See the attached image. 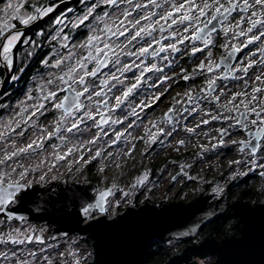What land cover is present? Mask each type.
I'll return each mask as SVG.
<instances>
[{
	"label": "flooded vegetation",
	"instance_id": "1",
	"mask_svg": "<svg viewBox=\"0 0 264 264\" xmlns=\"http://www.w3.org/2000/svg\"><path fill=\"white\" fill-rule=\"evenodd\" d=\"M8 2L9 0H0V43L5 42L4 36L6 35L16 32H20L23 35L20 42L13 49L15 61L13 70L9 72L3 64H0V125L8 123L10 120L21 121L19 128L16 127L15 122L12 124V127L16 128L17 132L21 129H26L24 135H12L9 138L10 141H15L16 147H24L32 140L37 139V137L42 138L45 136L42 148L37 149L35 154L23 160L25 164L35 166L42 162L39 153L46 149L49 144L54 143V136L51 138H46V136L49 131L55 132L54 121L61 115V111L53 107L52 101L43 100V96L47 95L49 91H57L55 84H47L45 75L47 73L54 75L59 73L60 76L63 72H66V65L74 64V59L65 61V65H61L60 68L52 67V65H54L56 59L67 56L69 52L74 53L75 57L87 54L88 49H79L78 42H85L87 37L93 34L91 28L103 27V21L97 20L96 17L103 16L105 12H108L109 17L115 18V16H120V13L125 9L131 11V7L127 4H119L118 7L107 5L102 3V0H10L15 10L10 9L8 12H5L3 9ZM137 2L145 5L148 4V0H134V3ZM179 2L181 0H157V4L161 6L160 8H156L155 5H148L147 9H139L137 12H134L133 17L147 14L148 11H155L159 15L171 10L172 5ZM221 2H224V0H221ZM93 5H96V7L92 15L84 24H80L79 19ZM48 6H55V10L47 16L38 18L27 25L21 22L22 19H27L29 15H38L37 9ZM241 15L243 13H233L232 16H229L224 21L225 27H232L234 29L228 35H225V31L220 28L219 24H216L217 31L213 32L210 37L213 43L207 47L203 41L198 40H186L183 44L178 43V39L183 36H192V30L190 29L189 32L185 33L183 32V26H173L171 30L166 26L163 33L159 31L155 32L154 36L159 40L162 35L169 36L170 31L178 30L181 34L180 37L169 36L167 40H162L161 44L176 43L180 51L173 52L169 49L166 52L159 53L157 56L141 57L140 59L144 60V64H141V69H133L130 72L124 73V76L121 77V79L126 77L124 84L117 85L111 91L108 89L114 83L113 81L109 80L108 86H105L100 84V80L105 79L104 76L89 78L97 90L103 88L106 94L100 98L93 97V100H108V108H105L103 104H101L99 109L94 104L91 106L94 114L99 111L106 118L111 117L108 124H102L101 126L112 124L114 118L119 115L122 123H118L117 127L123 131L127 128V122L134 118L141 124L140 135L144 133V130L156 135L162 125L167 128H174L175 131L180 129L181 133L186 134L189 133L188 129H191V116L193 118L198 116V120L211 119L216 125L220 136L221 129H228L229 135L226 137L231 139L227 142L228 144L222 146L224 155H233L237 151L240 154V158L236 160L239 163H235L240 170L232 179L229 178L222 188L219 180L222 175L217 174L221 168L220 170L217 168V172L211 173L215 170L214 168L210 169V167H213V164L208 163L206 167H202L200 160H196L193 162L190 170V157L197 151L190 152L183 145H181L183 146L182 148H175L172 144L164 146L154 142L149 152L140 149V151L134 152L136 154L132 158L129 157L127 160V164L134 162L135 166H140L139 171H141L142 167L149 165V179H138L136 181L138 189L135 196L129 199L132 202L131 204L140 205L143 202L149 201L161 206L164 203L172 201L189 202L198 198H207L208 203L217 201L216 209H219L221 206L236 200L247 201L248 199L242 196L243 192L258 194L252 199L251 204L255 205V201H260L259 194L263 187L260 184H255L254 181L264 176V168L254 173L252 164L255 157L261 155L264 158V138L260 141L261 148L255 154L251 153V146L241 151L243 147L240 143L241 141L251 140L253 144L254 140L249 133L255 131V126L249 125L247 130H243L238 126L230 127V124H234V119H212L214 116L240 118L237 112L225 111L222 107V105H228L231 108L232 104H229V101L232 100V97L236 93H248L247 97L238 96L233 101L234 104L240 106L241 111L244 110L243 103H247L253 95L259 97V104L254 102L249 105V108L255 106L257 107V111H259V106L264 105V93L253 92L254 88L264 89V37L250 44L248 43V37L259 35L260 31H264V29H259L258 26V29H254L252 33L240 36L238 34L240 29L235 28V23L240 19ZM109 17H105L104 20L111 23ZM57 18L62 19L61 24H55ZM161 23L164 22L161 21ZM5 25H12L13 27L6 28ZM249 26L245 22L241 25V28L247 32ZM24 41H27V43ZM134 43H137L138 47L146 46L139 41ZM225 44H228V48L221 47ZM193 45L202 48L203 51L193 55ZM232 45L241 50L229 56L228 53ZM153 47L158 51L160 45L154 44ZM126 51H136V49L129 47ZM208 52L212 54L211 63L213 65L221 64V67L215 69L213 73H208L206 70L202 71L198 67L201 62L205 64L209 63L206 59ZM165 56H167V60L163 59ZM224 57H228V59L222 63ZM134 59L136 58L121 55L122 63H130ZM43 60H48L49 66H45L42 63ZM136 63H140V60H136ZM152 64H156L162 71L144 72L143 82L134 90L124 104L119 108H115V101L111 97L121 95L126 87L135 83V79L140 75V71L145 66L151 67ZM225 64L231 65L233 69L231 74L224 71ZM249 64L252 66L248 67L247 72H244L242 69ZM93 66L94 64H89V70ZM21 68L23 71H17V69ZM114 71L115 68L111 64L103 69V72L109 76ZM13 74L18 77L14 81L10 79V76ZM116 74L120 75V73ZM184 76H189L190 78L185 80ZM258 76L261 77L260 80L256 79ZM164 77H169L170 79L164 80ZM217 77L221 78L217 79ZM209 79H215V87L212 91L208 89L207 82ZM161 81L163 82L161 83ZM57 83L59 82L57 81ZM41 88H43V92H41ZM77 90L80 89L78 88ZM66 94L67 92H60L58 96L62 98ZM189 95L193 97L191 102L188 100ZM216 96L220 97L219 101L214 99ZM29 97L32 98L30 99ZM154 97H159V99H154ZM81 99L83 100V98ZM242 101L243 103H241ZM83 102L87 103V101ZM41 103L44 104V108L36 112L35 116H32L31 114L35 110L33 106H38ZM134 105H136L135 111L137 115L131 117ZM113 108L115 110H112ZM185 108L189 111H183ZM193 108L195 111L192 110ZM170 109H173L172 113L169 112ZM17 113H20V115L18 116ZM169 115L172 116L171 120L168 119ZM30 116L31 119H28ZM255 118V113H248L249 120ZM96 120H100L99 115L96 116ZM24 121L27 122L25 123ZM47 125L49 126L48 129ZM199 125L202 126L204 124L200 123ZM192 126H195V124ZM232 141H237V143L233 144ZM8 150L11 151L13 149L8 147ZM2 154L0 152V156ZM172 161L176 164V168L170 174H167ZM183 165L186 168H183ZM242 169L244 170L242 171ZM42 172H47V170L42 167V171L34 172L30 179L34 178L38 180ZM202 173H204L203 178L198 177V174ZM191 176L195 178L189 180ZM163 177L167 179L168 183L161 186L160 183ZM46 181L45 184H34L30 190L36 187H44L53 181L66 183L75 180H68L67 178L53 180L47 176ZM84 181L98 183L99 189L96 193L105 189L101 187V181L98 178ZM155 181L156 183L154 184ZM190 185L194 186L192 190L190 189ZM29 197V195L22 194V198L18 202L8 204L5 206L4 211H0V237L3 238L0 240V253L8 254V259L0 257V264H18V261L24 262V264H71L77 248L69 244L67 246L66 241L78 238L83 243L91 246L90 240L78 233L54 237L58 233L57 225L51 224L50 220L46 219L45 214H43L47 212L45 204L39 205L37 210L33 209L36 212L34 215L30 214L29 211L27 214L26 212L18 211L17 207L23 203L24 199H29ZM27 206L30 207L29 202ZM228 213L235 216L236 221L240 224L241 233V223L238 217L228 208L212 220L203 223L192 236L186 238L171 237L168 240H192L190 243H199L206 237H214L212 234L201 236V233L205 232L207 225ZM9 216L12 218L10 219ZM20 217H23V219H20ZM240 233L234 235L238 236ZM38 236L41 240L36 239ZM9 237L24 240L25 242L23 244L13 243ZM27 237H31V239H27ZM216 239L221 240L222 238ZM190 243L188 242V244ZM12 253H16V256L13 257ZM32 253H35V255H31ZM88 259L86 258L84 261ZM74 264H77L76 260Z\"/></svg>",
	"mask_w": 264,
	"mask_h": 264
},
{
	"label": "snow or ice",
	"instance_id": "2",
	"mask_svg": "<svg viewBox=\"0 0 264 264\" xmlns=\"http://www.w3.org/2000/svg\"><path fill=\"white\" fill-rule=\"evenodd\" d=\"M102 3L107 5H112L118 7L119 4H127L131 7V11L125 9L120 13V16H115V18L109 17V13L105 12L103 16L96 17L97 20L103 21L102 28H91L92 35L87 37V40L80 44V48L88 49L87 54L81 56L79 59H75V54L69 52L67 56H64L60 59H56L52 67L60 68L61 65H65V61L75 59V63L71 65H66L67 71L63 72L60 76H53L49 74L50 78L47 80V84L56 85L57 91H49L47 95L43 96L44 101H52L53 107L61 111L59 119L54 122L55 132L48 133V138H51L54 135H57L61 131L62 123L67 125L64 128V131L71 133L74 129L76 131H81L80 125L86 124V121L91 120L93 125L103 131L101 128L102 124H108L111 117H105L102 112L97 111L95 114L92 111V105L94 104L97 109L103 104L105 108H108V100H93V97H104L106 94L103 88L99 90L92 85L89 78H97L98 76H104L105 79L100 80V84L108 86L109 80L113 81L111 87L108 89L111 91L113 88H116L117 85H123L124 79H121L124 76V73L130 72L133 69L140 70L141 64H144V60L140 59L141 57L146 56H157L159 53L166 52L167 50H172L173 52H179L180 49L177 48L176 43H170L167 45H162V40H167L169 36L171 37H180V32L170 31L169 36H161L160 39H156L154 33L159 31L163 33L165 27L172 29L173 26H183V32L187 33L189 30H192V36H183L178 39V43L183 44L184 41L188 40H198L203 41L204 45L207 47L213 43L210 38L213 32L217 31L216 24L220 25V28L225 31V35L232 33L234 29L232 27H225L224 21L228 19L229 16H232L233 13H243L240 16V19L236 21L235 28L240 29L239 35L246 36L247 33H252L254 29H264V0H181L179 3H174L171 7V10L157 14L155 11H148L147 14L138 15V17H133V13L137 12L139 9H147L148 5H155L156 8L161 6L157 4V0H148V4L134 3V0H102ZM18 6V5H17ZM96 5H93L88 12L79 19L80 24H84L85 21L89 19L94 11ZM10 9L13 11L14 6L10 2L6 3L3 11L8 12ZM55 10V6H48L42 9H37L38 15H29L27 19H22L21 22L25 25L47 16L49 13H52ZM105 17H109L111 23L104 20ZM131 17V19H130ZM156 17V19H154ZM203 18V19H202ZM163 21L164 23H161ZM170 21V23H169ZM143 22V23H142ZM216 22V23H214ZM247 22L250 26L245 32L241 25ZM62 19L57 18L55 24H61ZM202 25V26H200ZM6 28L13 27L12 25H5ZM23 34L16 32L14 34L4 36L3 43H0V64H3L7 71L11 72L14 68L15 61L13 56V49L16 44L20 42L21 36ZM261 37H264V31H260L259 35H252L248 37V43H252L256 40H260ZM123 38V39H121ZM67 39V37H65ZM142 42L146 46H137V43ZM27 43V41H24ZM160 45L158 51L153 47V45ZM246 46V45H245ZM67 47V45H65ZM129 47L135 48L136 51H126ZM221 47L228 48V44L222 45ZM241 49L237 48L235 45H232L231 50L228 55H234L236 52H239ZM203 49L193 45L192 54L194 55L197 52H202ZM121 55H126L128 57H135L136 59L132 60L130 63H122ZM211 52H208L206 59L209 61L208 64L201 62L199 64L200 70H206L208 73H213L215 69L221 67V64L213 65L211 63ZM167 60V56L163 57ZM228 57L222 59V63L226 61ZM136 60H140V63H136ZM42 63L45 66H49L48 60H43ZM94 64V66L89 70L88 65ZM112 65L115 68V71L109 76L107 73L103 72V69L107 68L109 65ZM252 65L249 64L247 67L243 68L244 72H247L248 67ZM231 65L225 64L224 71L231 74L232 72ZM17 71H23V69H17ZM162 71L161 68L157 67L156 64H152L151 67L145 66L140 75L136 77L135 83H132L130 86L126 87L122 94L119 96H113L111 99L115 101V108H119L125 101L128 100L129 96L134 92V90L143 82L144 72ZM116 73H120L118 76ZM18 77L13 74L10 76L11 80H16ZM189 76H184V79H189ZM221 77H217L219 79ZM170 79L169 77H164V80ZM257 80H260L261 77H256ZM57 81L59 83H57ZM163 81H161L162 83ZM208 89L213 90L215 87V79L208 80ZM80 90H77V89ZM43 92V88H41ZM60 92H67V95H64L62 98L58 96ZM253 92L264 93V89L254 88ZM238 96H248V93H236L232 100L229 101V104H232V107L229 108L228 105H222L225 111H235L239 114L240 118H233L231 116H214L212 119H224V120H233L234 124H230V127H239L243 130H247L249 125L255 126V131L250 132L249 135L257 143L252 144L251 140L241 141L243 145L241 151L244 148L251 146V153L255 154L258 149L261 148L260 141L264 138V105H260V110L257 111V107L253 106L249 108L250 104L254 102L259 104L258 96H251V99L247 103H243V111H241L240 106L233 103ZM30 99L32 97H29ZM83 98V100L81 99ZM154 99H159V97H154ZM216 101H219L220 97H214ZM189 102L193 100L191 95L188 96ZM83 101H87L84 103ZM34 111L32 116L36 115V112H39L44 108V104L41 103L38 106H33ZM113 108L112 110H115ZM195 111V109H192ZM187 112L188 109H183ZM170 113L173 112V109L169 110ZM255 113V119H248V113ZM19 116L20 113H17ZM100 116V120H96V116ZM132 115L136 116L137 113L135 109L132 110ZM31 119V116L28 118ZM168 119L171 120L172 116L169 115ZM15 122L16 127L19 128L21 121L10 120L8 123L0 125V211H4L6 205L10 203H16L24 195H37V193L30 192L34 184H45L46 177L48 172H42L39 175V179H30L34 172H41L43 164H37L35 166L27 165L23 162L24 159H27L30 155L35 154L37 149H41L43 145V138H37L32 140L24 147H16L15 141H10L9 138L12 135L23 136L26 129H21L19 132L16 131V128L12 127V124ZM25 123L27 121H24ZM114 123H122L120 120L113 121ZM203 123H208L207 120ZM131 127V125H130ZM163 132L162 129H160ZM189 132L194 131V129H188ZM221 139L219 143L224 144L223 137L229 135L228 129H221ZM104 135H107L105 132ZM121 133H116L117 140H119ZM58 139L64 140V136H57ZM99 137L89 141L88 143H95ZM156 137L153 136V140ZM116 141H113L115 143ZM183 141H180V144H183ZM233 144L237 141H232ZM8 147H11L13 150L9 151ZM56 147V146H53ZM216 147V145H213ZM79 150V149H77ZM73 148H69L68 152L71 153ZM55 155V153H54ZM101 156V151H97L93 159ZM57 159H63V157H56ZM239 163V161H235ZM51 171V169H49ZM145 175L142 179H146ZM53 180L56 179L55 176L52 177ZM111 194V190L101 192L100 199L94 203H88L82 205L80 208L81 213L86 219L92 220L95 219L97 223L102 221L99 218L94 216V213L98 210L99 213L105 214L107 212V203L106 197ZM45 196H57L61 199H68L72 201H80L87 197V192L84 190L74 191V190H63L61 192H53L51 190H46L44 193ZM125 196L128 193H124ZM11 219L12 217L9 216ZM106 218V217H105ZM23 219V217H20ZM3 238L0 237V240ZM12 239L13 243L23 244L24 240ZM31 239V237H27ZM37 240H41L38 236ZM31 255H35L32 253ZM12 256L15 257L16 253H12ZM0 257L8 259L7 253H0ZM18 264H24V262L18 261ZM79 264V261H77Z\"/></svg>",
	"mask_w": 264,
	"mask_h": 264
},
{
	"label": "water",
	"instance_id": "3",
	"mask_svg": "<svg viewBox=\"0 0 264 264\" xmlns=\"http://www.w3.org/2000/svg\"><path fill=\"white\" fill-rule=\"evenodd\" d=\"M65 189L84 190L87 197L74 202L44 195L46 190L58 193ZM98 189L99 184L94 181H53L29 190L37 195H29L17 209L34 215L33 209L45 204L47 212L42 213L51 224L57 225L58 233L54 237L78 233L90 240L92 256L79 264H146L153 240L190 237L203 223L230 208L241 223L240 235H227L221 240L209 236L199 243L187 244L162 264H201L199 259L211 255L216 256L211 264H264V202L253 205L236 200L216 209L217 201L208 203L207 198L172 201L161 206L146 201L140 205L128 204L113 216L97 210L94 216L102 221L97 223L95 219H86L80 208L99 200L100 193L109 190L96 193Z\"/></svg>",
	"mask_w": 264,
	"mask_h": 264
},
{
	"label": "rangeland",
	"instance_id": "4",
	"mask_svg": "<svg viewBox=\"0 0 264 264\" xmlns=\"http://www.w3.org/2000/svg\"><path fill=\"white\" fill-rule=\"evenodd\" d=\"M82 43H84V41L78 42L79 49V45ZM81 56H77L75 59H79ZM53 76H59V73L53 74ZM49 78L50 76L47 73L45 79L48 80ZM133 109H136V105H134ZM131 117L134 116L131 115ZM58 119L59 117L56 118L54 122ZM116 120H121L119 115L114 118V121ZM205 120H207L208 123H203ZM205 120H198V116L194 118L191 116L190 128L194 129V131L183 134L180 129L175 131L174 128H167L162 125L160 129H162L163 132L159 130V134L157 133L156 135L145 130L144 133L140 135L141 124L134 118L127 122L125 131L118 129V123L114 122L108 126H101L103 131H100V129L95 127L93 122L89 120L86 121V124L80 125L81 131L78 132L74 129L69 133L64 131L67 125L62 123L61 131L57 133V135H54V143L49 144L46 149L42 150L39 153V157L42 161L43 168L48 172L49 178L55 176L56 179L88 180V175H94L98 178L101 181V187L111 190V195L106 205V213L109 216H113L127 206L130 202L129 199L135 196L138 189L136 181L142 179L145 175L147 176L145 180L149 179V165L142 167L141 171H139L140 166H135L134 162L127 164V160L129 157L132 158L136 154H134V152H138L140 149L149 152L154 142L164 146L172 144L175 148H182L184 146V148L190 152L197 151L190 157V170L193 162L196 160H200V165L202 167H206L208 163L213 164V167H210V169L214 168L215 170L211 173L217 172V168L219 170L221 168L220 172H217V174L220 176L222 175V177L219 178L222 188L229 178L232 179L235 176L240 170L235 164V161L240 158L239 152L237 151V153L233 155H224L222 146L228 144L227 142H229L231 138L226 136L223 137L224 144L221 145L219 143L221 136L216 125L211 119ZM200 123L204 125L200 126ZM193 124H195V126H192ZM46 127L47 129L49 128L48 125ZM105 132L107 135H104ZM47 133L52 132L49 131ZM116 133L122 134L119 140H117ZM57 136H64L65 139L62 141L58 139ZM153 136L156 137L155 140H153ZM96 137H99V139L96 140L95 143H88L96 139ZM46 138H48V135ZM113 141L116 142L113 143ZM180 141L184 143L180 144ZM213 145H216V147H213ZM69 148H73L71 153L68 152ZM98 150L101 151V156L93 159ZM57 156L63 157V159H57ZM253 162L252 170H254V173L258 172V170H263L264 158L261 155L255 157ZM175 168L176 164L172 161L170 170L167 171V174H170ZM183 168H186V166L183 165ZM49 169H51V171H49ZM207 169L209 170V168ZM243 170L244 169H242V171ZM203 176L204 173L198 174V177L203 178ZM193 178L195 177L191 176L189 180ZM155 183L156 181L154 184ZM166 183H168V181L163 177L160 185L164 186ZM254 183L260 184L263 187L259 194V202H264V176L256 179ZM193 187L194 186L190 185L191 190ZM124 193H128V195L125 196ZM66 242L67 246L69 244L77 248L71 264H74L75 260L79 261V263L83 262L86 258L92 256L91 246L83 243L78 238H73ZM215 259L216 256L213 255L201 259L199 262L201 264H211Z\"/></svg>",
	"mask_w": 264,
	"mask_h": 264
},
{
	"label": "trees",
	"instance_id": "5",
	"mask_svg": "<svg viewBox=\"0 0 264 264\" xmlns=\"http://www.w3.org/2000/svg\"><path fill=\"white\" fill-rule=\"evenodd\" d=\"M94 175H88V179H95ZM258 195V194H257ZM256 193L250 194L247 192H243L245 199H248V202H252V199L257 196ZM132 202H129L131 204ZM257 204L258 202L255 201ZM123 209V208H122ZM205 232L201 233L202 235L212 234L216 238H224L225 236H231L237 233H240V224L236 221L235 216L231 213L222 215L221 217L217 218L211 224L207 225L205 228ZM192 240L185 241V240H155L152 242L149 255L146 258V264H162L164 263L167 258L181 250L186 243H190Z\"/></svg>",
	"mask_w": 264,
	"mask_h": 264
}]
</instances>
